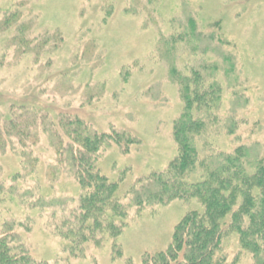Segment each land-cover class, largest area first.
Listing matches in <instances>:
<instances>
[{"label": "rangeland", "instance_id": "374dc122", "mask_svg": "<svg viewBox=\"0 0 264 264\" xmlns=\"http://www.w3.org/2000/svg\"><path fill=\"white\" fill-rule=\"evenodd\" d=\"M174 75L215 91L214 107L192 112L205 123L192 136L200 151L228 155L243 147L249 162L264 161V0H0V113L32 106L134 140L97 154L100 173L119 183L125 228L117 239L82 245L62 234L84 192L61 167L56 179L47 178L56 165L48 136L38 131L36 173L14 197L9 183L23 174L22 161L0 153V181L9 184L0 227L9 225L37 264H142L166 251L176 226L200 207L131 204L140 182L179 155L174 128L185 103ZM41 196L50 208L33 210ZM222 252L228 264H253L236 234L226 235Z\"/></svg>", "mask_w": 264, "mask_h": 264}, {"label": "trees", "instance_id": "16d2710c", "mask_svg": "<svg viewBox=\"0 0 264 264\" xmlns=\"http://www.w3.org/2000/svg\"><path fill=\"white\" fill-rule=\"evenodd\" d=\"M177 81L185 103L174 128L179 155L167 170L140 182L131 193V204L143 208L195 201L200 207L176 226L166 251L148 256L142 264H228L222 248L230 233L238 236L241 250L251 255L253 264H264V161L249 162L243 147L228 155H214L209 148L200 151L192 136L201 134L205 123L196 120L192 112L214 107L215 91L212 87L200 89L190 79ZM39 130L52 141L56 156V165L47 171L49 181L56 179L61 167L84 192L74 224L62 234L64 239L76 245L97 242L99 236L105 235L117 239L125 228L127 211L118 198L119 183L111 182L97 169V154L105 145L127 148L134 140L119 133H94L78 118L62 113L53 117L32 106L13 105L0 113V153L18 155L22 161L23 174L10 179L8 192L12 197L17 194L18 184L36 173L38 162L32 148ZM7 185L0 181V197ZM26 194L18 200L23 201ZM31 208L46 210L50 206L43 196ZM0 229V264H37L9 225Z\"/></svg>", "mask_w": 264, "mask_h": 264}]
</instances>
